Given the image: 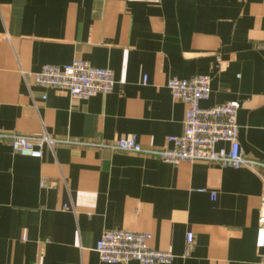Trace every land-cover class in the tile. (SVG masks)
I'll list each match as a JSON object with an SVG mask.
<instances>
[{
	"label": "crops",
	"instance_id": "crops-1",
	"mask_svg": "<svg viewBox=\"0 0 264 264\" xmlns=\"http://www.w3.org/2000/svg\"><path fill=\"white\" fill-rule=\"evenodd\" d=\"M73 61L111 71L112 92L35 85ZM198 75L211 80L201 107L234 103L243 157L264 164V0H0V135L55 141L32 159L0 137V264H105L94 246L116 230L150 235L171 264H264V168L113 148H171L185 106L166 83Z\"/></svg>",
	"mask_w": 264,
	"mask_h": 264
},
{
	"label": "built area",
	"instance_id": "built-area-1",
	"mask_svg": "<svg viewBox=\"0 0 264 264\" xmlns=\"http://www.w3.org/2000/svg\"><path fill=\"white\" fill-rule=\"evenodd\" d=\"M126 3H145L158 5L159 0H124ZM35 85L43 89L64 91L71 99L88 100L97 95L112 92L114 81L112 72L97 69L83 61H73L65 67L43 66L34 75ZM143 78L142 82L145 83ZM210 77L198 75L187 80L170 79L166 83L174 101L185 106L181 135L169 137L171 148L163 150H145L136 143L134 137L117 140V151L144 154L157 157L163 163L177 166L180 163L193 164L205 162L222 168L238 170L242 167L264 168V164L247 161L238 143L239 126L237 124V106L232 102L203 108L201 103L209 99ZM8 138L12 152L22 157L40 159L42 148H50L55 141L47 137L34 139L16 135H0ZM228 148H218L219 145ZM48 184L42 181L41 186ZM264 205V200H263ZM258 224L264 226V215H260ZM151 236L128 231H105L95 243L94 252L101 263L105 264H171L174 257L167 252L152 250L148 247ZM192 245V236H186V255Z\"/></svg>",
	"mask_w": 264,
	"mask_h": 264
}]
</instances>
